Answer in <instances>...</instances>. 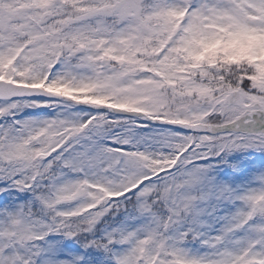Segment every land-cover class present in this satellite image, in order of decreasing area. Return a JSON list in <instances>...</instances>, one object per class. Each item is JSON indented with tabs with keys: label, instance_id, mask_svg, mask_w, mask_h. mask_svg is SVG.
Instances as JSON below:
<instances>
[{
	"label": "snow or ice",
	"instance_id": "6c2138e0",
	"mask_svg": "<svg viewBox=\"0 0 264 264\" xmlns=\"http://www.w3.org/2000/svg\"><path fill=\"white\" fill-rule=\"evenodd\" d=\"M246 151L264 0H0V264H264Z\"/></svg>",
	"mask_w": 264,
	"mask_h": 264
},
{
	"label": "rangeland",
	"instance_id": "374dc122",
	"mask_svg": "<svg viewBox=\"0 0 264 264\" xmlns=\"http://www.w3.org/2000/svg\"><path fill=\"white\" fill-rule=\"evenodd\" d=\"M228 165H236L244 171H251L257 167H264V152H234L227 157ZM232 169L223 166L220 170L219 177H224L227 173H231ZM67 243V242H66ZM77 252L82 250L76 246ZM88 264H102L104 254L95 250L89 249L84 253Z\"/></svg>",
	"mask_w": 264,
	"mask_h": 264
}]
</instances>
